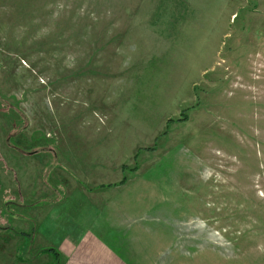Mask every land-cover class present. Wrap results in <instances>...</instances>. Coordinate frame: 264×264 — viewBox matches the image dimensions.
Masks as SVG:
<instances>
[{
  "label": "rangeland",
  "instance_id": "374dc122",
  "mask_svg": "<svg viewBox=\"0 0 264 264\" xmlns=\"http://www.w3.org/2000/svg\"><path fill=\"white\" fill-rule=\"evenodd\" d=\"M97 225L264 264V0H0V264Z\"/></svg>",
  "mask_w": 264,
  "mask_h": 264
},
{
  "label": "crops",
  "instance_id": "0c3cea01",
  "mask_svg": "<svg viewBox=\"0 0 264 264\" xmlns=\"http://www.w3.org/2000/svg\"><path fill=\"white\" fill-rule=\"evenodd\" d=\"M133 230L131 232L141 235L140 230ZM123 232L124 230L121 231L117 226L113 228L97 225L76 235L64 234L55 246V251L61 259V264H158L154 261L157 256L152 255L155 252L152 249L158 247L157 234L150 235L149 230L143 234V231L146 245L140 247L137 246V241H129L133 234L125 239ZM143 256H149L150 260L143 261Z\"/></svg>",
  "mask_w": 264,
  "mask_h": 264
},
{
  "label": "trees",
  "instance_id": "16d2710c",
  "mask_svg": "<svg viewBox=\"0 0 264 264\" xmlns=\"http://www.w3.org/2000/svg\"><path fill=\"white\" fill-rule=\"evenodd\" d=\"M125 179L122 180L121 184L125 183ZM40 252H45V253H48V254H51L53 255L55 258L58 257V254L57 252L54 250V249H47L46 251H40Z\"/></svg>",
  "mask_w": 264,
  "mask_h": 264
}]
</instances>
